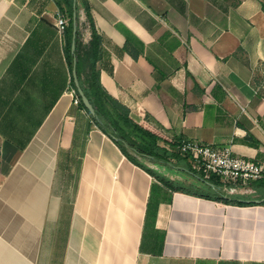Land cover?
Masks as SVG:
<instances>
[{
    "label": "crops",
    "instance_id": "1",
    "mask_svg": "<svg viewBox=\"0 0 264 264\" xmlns=\"http://www.w3.org/2000/svg\"><path fill=\"white\" fill-rule=\"evenodd\" d=\"M59 12L0 0V264H264V178L236 204L130 161L74 102ZM92 26L99 84L158 145L194 138L264 162V0H80L85 47Z\"/></svg>",
    "mask_w": 264,
    "mask_h": 264
},
{
    "label": "trees",
    "instance_id": "2",
    "mask_svg": "<svg viewBox=\"0 0 264 264\" xmlns=\"http://www.w3.org/2000/svg\"><path fill=\"white\" fill-rule=\"evenodd\" d=\"M58 9L65 13L68 17L67 25L64 27L63 35H64V54L66 56V60L68 63V66L72 68V58L73 53L70 50L71 45V39H72V11H73V1L74 0H54ZM75 9H76V19L78 24V8H79V2L80 0H75ZM88 9V7L86 6ZM88 19L92 23V18L90 13H88ZM99 46H100V36L94 29V26H92V39L89 43V46L85 47L82 45L80 38H79V31L76 28L75 33V49L74 54L76 55V72H77V78L79 81L80 86L82 87L84 93L92 103L95 109V114L99 118V120L96 119L94 115H91L87 109L82 104L81 98L77 94L76 88L73 84V79L71 76V86L72 89L75 92V95L78 98V104L86 111V113L89 115L91 121L105 134H107L112 141L120 148L122 153L133 163L137 164L138 166L142 167L144 170H146L148 173H150L152 176H154L157 180L162 182L164 185L168 186L171 190H181L184 192L192 191L189 187L184 186L181 183H176L163 175L155 172L154 170L150 169L146 165H144L142 162L137 160L127 149V147L131 148L134 152L137 154L146 157L147 159L151 160L152 162L159 163V164H165V163H171L170 157H179V154L177 152H171L168 151L165 147H161L158 145L157 141L159 139H163L156 131L151 130L149 128L143 127L139 123L135 122L133 119H131L128 115V110L125 106L120 104L117 100H115L112 96H110L106 91L101 87V85L98 82V71L96 70L95 63L98 58V52H99ZM83 56L90 59L89 63V72L88 74H84L82 77V71H81V61L83 60ZM106 103H110L112 106V109L114 110V114H111L108 110ZM123 109V113H120L116 109L118 108ZM116 110V111H115ZM109 116V119L107 118ZM119 120L122 121V124L119 122ZM124 125H130L133 128V131H135V136L138 138V141H135L132 139L126 131L123 129ZM132 131V129H131ZM132 131V132H133ZM175 149V143L172 145ZM173 149V150H174ZM190 173H192L194 176H199L202 178L201 175H199L197 172H195L190 165H187L186 167ZM211 181L213 179H210ZM212 183L214 184L213 188L214 195H211L209 193H203V192H197L195 191L192 194H197L199 196H205V197H214L218 200H221L223 202H233L236 204H244L245 201L241 199H237L234 197H231L230 195H226L223 193L219 188L216 186L217 181L213 180ZM262 204H264V201H262Z\"/></svg>",
    "mask_w": 264,
    "mask_h": 264
},
{
    "label": "built area",
    "instance_id": "3",
    "mask_svg": "<svg viewBox=\"0 0 264 264\" xmlns=\"http://www.w3.org/2000/svg\"><path fill=\"white\" fill-rule=\"evenodd\" d=\"M67 22V15L59 12L55 25L60 34H63ZM74 102L78 103L77 96ZM175 150L204 180H216L219 189L226 195L241 192L250 181L264 178V162L236 155L229 145H213L184 138L175 141Z\"/></svg>",
    "mask_w": 264,
    "mask_h": 264
},
{
    "label": "rangeland",
    "instance_id": "4",
    "mask_svg": "<svg viewBox=\"0 0 264 264\" xmlns=\"http://www.w3.org/2000/svg\"><path fill=\"white\" fill-rule=\"evenodd\" d=\"M106 106L108 108V110L110 111L111 114H114V110L112 109V106L110 103H106ZM117 111H119L120 113H123V109L122 108H118L116 109ZM115 110V111H116ZM107 118L109 119V116H107ZM119 122L122 124V121L119 120ZM123 129L126 131V133L135 141H138V138L135 136V131H133L132 126L130 125H124ZM132 129V131H131ZM128 151H130V153L140 162H142L144 165H146L147 167H149L150 169L154 170L155 172L163 175L164 177L176 182V183H181L186 187L195 189L197 191H208V188L205 186L204 188H202L201 186H196L195 182L189 177L186 176L184 174H182L181 172H178L177 168H175L171 163H165V164H159V163H155L152 162L151 160L147 159L144 156H141L139 154H137L136 152H134L131 148L127 147ZM175 150V149H174ZM176 152V151H175ZM170 161L172 163H176L174 160ZM209 191H211V189H209ZM156 196V188H154V198Z\"/></svg>",
    "mask_w": 264,
    "mask_h": 264
},
{
    "label": "water",
    "instance_id": "5",
    "mask_svg": "<svg viewBox=\"0 0 264 264\" xmlns=\"http://www.w3.org/2000/svg\"><path fill=\"white\" fill-rule=\"evenodd\" d=\"M75 0L73 1V11H72V39H71V45H70V50L73 53V58H72V68H71V75L73 79V84L76 88L77 94L81 98L82 104L84 107L87 109V111L96 117L97 120L99 118L95 114V109L86 94L84 93L82 87L79 84L78 78H77V72H76V55L74 54V49H75V33H76V28H77V15H76V9H75ZM253 201L255 202H262L264 201V197L261 198H254Z\"/></svg>",
    "mask_w": 264,
    "mask_h": 264
}]
</instances>
